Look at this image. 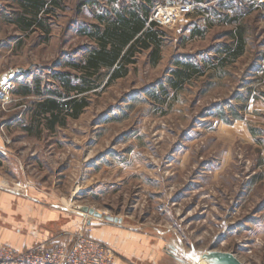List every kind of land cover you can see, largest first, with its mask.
<instances>
[{
    "label": "rangeland",
    "instance_id": "1",
    "mask_svg": "<svg viewBox=\"0 0 264 264\" xmlns=\"http://www.w3.org/2000/svg\"><path fill=\"white\" fill-rule=\"evenodd\" d=\"M80 1L62 0L26 31L17 5L0 0L1 184L120 217L82 213V225L136 234L154 249L140 264H180L169 245L192 261L215 251L264 264V0H182L191 14L153 28L156 57L140 50L109 84L101 68L81 114L51 127L39 102L75 95L63 84L81 83L74 63L96 48L93 26L123 9L149 15L158 0Z\"/></svg>",
    "mask_w": 264,
    "mask_h": 264
},
{
    "label": "crops",
    "instance_id": "2",
    "mask_svg": "<svg viewBox=\"0 0 264 264\" xmlns=\"http://www.w3.org/2000/svg\"><path fill=\"white\" fill-rule=\"evenodd\" d=\"M1 2L17 5L16 12L21 10L18 16L24 15L21 3L25 0H1ZM49 2L50 0H47L48 4ZM60 2L62 0H58V3ZM51 7L52 4L49 5V8ZM7 153V148L0 143V155L8 157ZM1 182H7V179L0 172V243L18 251L28 250L38 244H44L49 249H58L69 246L73 234L83 229L85 218L82 213L69 211L51 202L40 201L41 199L37 197L40 192L32 188L22 192L6 188ZM86 222L90 224V234L120 253V260L126 264H140L152 257L151 253L154 249L140 246L139 237L128 233L120 228L121 226L102 224L91 218H87Z\"/></svg>",
    "mask_w": 264,
    "mask_h": 264
},
{
    "label": "trees",
    "instance_id": "3",
    "mask_svg": "<svg viewBox=\"0 0 264 264\" xmlns=\"http://www.w3.org/2000/svg\"><path fill=\"white\" fill-rule=\"evenodd\" d=\"M95 2V0H89ZM86 0H81L80 5L90 3ZM201 0H196L200 2ZM59 5L58 0H25L21 3L24 15H21L20 20L23 22L21 29L33 31L39 25L45 22L41 15L50 14L52 11L49 5ZM41 14V15H39ZM114 18L104 21L102 25L93 26L94 30L90 33L93 41L96 44L94 48L80 63H74L76 68H79L81 75L79 84H71L70 79L63 85L66 88V95L70 91L75 92V95L64 97L59 93V97L63 98L59 102L56 98H47L39 102L40 113L48 115L47 121L51 127H54L55 122L61 113H66L73 118H77L84 107L87 105L85 97L79 98L86 91L95 89L92 76H95L101 68L109 70L108 80L105 84L113 82V80L125 77L128 72V65L134 62V56L142 49L151 48L150 55L156 57L160 41L157 31L153 28L157 25L149 21L148 11L141 9L125 10L118 12ZM44 26V25H43ZM48 33V29L45 30ZM154 62L156 60L153 58ZM189 66V65H188Z\"/></svg>",
    "mask_w": 264,
    "mask_h": 264
},
{
    "label": "built area",
    "instance_id": "4",
    "mask_svg": "<svg viewBox=\"0 0 264 264\" xmlns=\"http://www.w3.org/2000/svg\"><path fill=\"white\" fill-rule=\"evenodd\" d=\"M191 12L192 5L182 0H158L149 12V21L171 27ZM70 243L58 249L38 244L23 251L0 243V264H126L110 246L90 234L89 226L74 233Z\"/></svg>",
    "mask_w": 264,
    "mask_h": 264
},
{
    "label": "water",
    "instance_id": "5",
    "mask_svg": "<svg viewBox=\"0 0 264 264\" xmlns=\"http://www.w3.org/2000/svg\"><path fill=\"white\" fill-rule=\"evenodd\" d=\"M33 65L29 66L28 68H18L17 72L22 74L28 72ZM75 209L79 210L82 213L89 214L100 220H106L108 222L119 223L122 221L120 217H112L107 215L103 212L96 211L94 208L89 206H74ZM168 248L170 249V255L180 264H243L238 261L231 253L228 252H215L209 251L207 253H196V258L194 261L189 259L187 256L182 254H178V249L173 245H169Z\"/></svg>",
    "mask_w": 264,
    "mask_h": 264
},
{
    "label": "bare ground",
    "instance_id": "6",
    "mask_svg": "<svg viewBox=\"0 0 264 264\" xmlns=\"http://www.w3.org/2000/svg\"><path fill=\"white\" fill-rule=\"evenodd\" d=\"M13 75V73H10V74H8V77H11Z\"/></svg>",
    "mask_w": 264,
    "mask_h": 264
}]
</instances>
